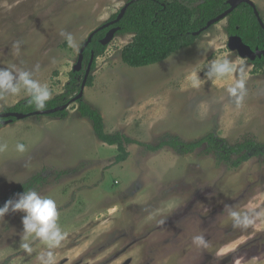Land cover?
<instances>
[{"label": "rangeland", "instance_id": "374dc122", "mask_svg": "<svg viewBox=\"0 0 264 264\" xmlns=\"http://www.w3.org/2000/svg\"><path fill=\"white\" fill-rule=\"evenodd\" d=\"M127 1L0 0V67L39 65L34 78L49 85L53 98L60 96L88 35ZM251 1L264 23V0ZM226 27L227 18L146 67L121 61L133 34H116L95 59L87 76L92 82L78 100L98 110L107 134L134 141L125 144L123 162L115 161L116 146L98 140L77 102L64 118L36 115L0 126V143L8 145L0 152V206L12 190L40 177L31 190L56 200L68 233L56 250L57 264H264V222L234 229L225 210L264 208V155L229 169L204 148L180 155L143 146L165 136L194 142L212 132L230 144L252 139L264 145V65L254 68L230 51ZM62 31L73 34L78 50L68 47ZM18 40L19 55L13 48ZM225 56L247 65L248 94L239 109L226 93L232 79L205 75L211 61ZM193 71L204 81L199 89L191 87ZM27 98L22 92L0 99V114ZM17 143L25 145L24 153L16 151ZM22 216L10 211L0 218V264H38L41 242L33 243L30 255L19 246ZM199 234L210 242L207 249L192 243Z\"/></svg>", "mask_w": 264, "mask_h": 264}, {"label": "trees", "instance_id": "16d2710c", "mask_svg": "<svg viewBox=\"0 0 264 264\" xmlns=\"http://www.w3.org/2000/svg\"><path fill=\"white\" fill-rule=\"evenodd\" d=\"M123 17L116 24V34H133L129 43L121 48L120 57L123 64L131 68H141L156 64L168 59L173 53L186 48L201 35H193L202 29L206 23L222 14L229 6L226 0H128ZM118 13L110 16L107 22L113 21ZM106 28L95 33L91 42L83 52L84 62L89 61L90 53H93L91 70L94 68L95 59L100 57L107 46L100 43L104 37ZM226 32L228 35L239 36L243 43L252 50L258 48L264 50V30L260 27L253 8L247 4H240L227 17ZM254 68L260 69L264 65L263 58L250 61ZM83 72V71H82ZM80 72H70V80L65 86V93L47 102L43 109H53L64 105L73 95L80 91L82 79H78ZM92 77H88L85 86H89ZM28 99L18 102L7 112L28 114L37 111L34 105L28 103ZM77 111L82 118L92 122V129L98 140L108 146H116L118 154L115 157L117 163L127 159L128 153L125 144L134 141L123 137L119 133L107 134L104 131L103 119L98 112L82 100L76 101ZM67 112L57 111L50 114L52 117H66ZM2 119L0 118V122ZM17 120L13 119V122ZM1 126V123H0ZM148 151L156 152L164 147L173 149L176 153L186 155L193 151L204 148L206 154H211L219 164L226 165L229 169H236L242 163L253 157L264 155V145L252 139L240 143L230 144L214 132L194 141L183 142L177 137L165 136L156 145H143ZM41 179L38 175L32 177L28 182L12 190L5 198L13 199L23 191L31 190Z\"/></svg>", "mask_w": 264, "mask_h": 264}, {"label": "clouds", "instance_id": "9594fccd", "mask_svg": "<svg viewBox=\"0 0 264 264\" xmlns=\"http://www.w3.org/2000/svg\"><path fill=\"white\" fill-rule=\"evenodd\" d=\"M60 35L66 41L68 47L78 50L79 44L72 33L62 31ZM22 41H16L13 48L17 55L20 54ZM39 71V65L28 70L24 67L12 64L9 67H0V99L18 97L23 92L29 97L28 103L37 110H43L47 102L53 98V92L47 83H42L34 78ZM198 71L191 73V87L199 89L204 82L198 77ZM209 80L222 81L231 78L233 83L226 88L227 97L237 109L243 107L247 90V65L241 60L239 63L227 56L209 63L206 73ZM7 143H0V152L7 150ZM16 151L24 153L26 147L23 143L16 144ZM228 217L234 229L247 230L264 222V208L259 210L239 211L230 205L225 206ZM23 213L21 218L22 232L20 248L25 254H32L33 243L36 241L44 245V249L36 256L38 264H57L56 250L61 248L67 239L68 233L59 223L60 212L56 200L50 196H42L35 190L23 191L15 199L7 200L0 206V218L9 212ZM163 223V222H161ZM192 243L201 249H207L210 242L203 234L195 235ZM240 264V260L236 261Z\"/></svg>", "mask_w": 264, "mask_h": 264}, {"label": "water", "instance_id": "95a60500", "mask_svg": "<svg viewBox=\"0 0 264 264\" xmlns=\"http://www.w3.org/2000/svg\"><path fill=\"white\" fill-rule=\"evenodd\" d=\"M247 4L250 7L253 8L254 11V15L260 25V27L264 30V23L262 21V19L259 16V13L256 9V7L254 6V4L252 3L251 0H226V4H228L229 8L224 11L222 14L218 15L217 17H215L214 19L209 20L206 25L200 29L199 31H197L196 33H194L193 35H199L202 32L206 31L209 27H211L212 25H215L216 23L226 19L228 17V15L234 11L240 4ZM129 3L125 4L122 9L119 11V13L117 14L116 18L111 21V22H107L105 24H103L101 27L95 29L94 31H92L86 41L84 42V44L81 46L79 53H78V59L76 64L74 65L72 71L73 72H79L82 70L83 68V62H84V57H83V52L85 50V48L88 46V44L91 42V39L93 37V35L95 33H97L100 30H103L105 28L110 27L113 24H116L117 22L120 21V19L123 17L124 12L126 10V7ZM118 31L117 27H112L110 29H108V31L106 32L105 36L101 39L100 43L104 46L108 45V43L114 38V36L116 35V32ZM227 47L230 51L236 52L237 55L242 58V59H246L248 61H254L256 58H264V50H259L258 48H255L254 50H252L248 45L244 44L242 39L237 36V35H231L228 37V43H227ZM93 53H90V57H89V61L87 63V67L85 69V73H84V78L80 87V91L79 93L73 98L71 99L69 102H67L64 105H61L59 107L53 108V109H45V110H37L28 114H23V113H16V112H4L0 114V118L5 119L2 120L1 126L4 125H8L10 123H12L13 119L15 120H22L24 118H27L29 116H36V115H49L52 113H55L57 111H63L65 109H67V107L71 104L76 102L78 99H80L82 97V93H83V89L85 86V82L87 79V76L90 73V69H91V65L93 62Z\"/></svg>", "mask_w": 264, "mask_h": 264}, {"label": "flooded vegetation", "instance_id": "af4514ba", "mask_svg": "<svg viewBox=\"0 0 264 264\" xmlns=\"http://www.w3.org/2000/svg\"><path fill=\"white\" fill-rule=\"evenodd\" d=\"M111 22V21H110ZM111 28V26L110 27H108V28H106V32L108 31V29H110ZM106 32H105V34H106ZM105 36V35H104ZM229 36H231V35H228V37ZM263 58V57H262ZM260 59V58H259ZM264 59V58H263ZM80 72V71H79ZM85 72V71H84Z\"/></svg>", "mask_w": 264, "mask_h": 264}]
</instances>
